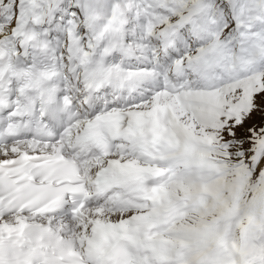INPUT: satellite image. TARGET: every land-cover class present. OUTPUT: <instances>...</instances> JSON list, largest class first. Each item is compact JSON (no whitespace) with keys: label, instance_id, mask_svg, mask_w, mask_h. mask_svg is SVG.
I'll use <instances>...</instances> for the list:
<instances>
[{"label":"snow or ice","instance_id":"snow-or-ice-1","mask_svg":"<svg viewBox=\"0 0 264 264\" xmlns=\"http://www.w3.org/2000/svg\"><path fill=\"white\" fill-rule=\"evenodd\" d=\"M0 264H264V0H0Z\"/></svg>","mask_w":264,"mask_h":264}]
</instances>
